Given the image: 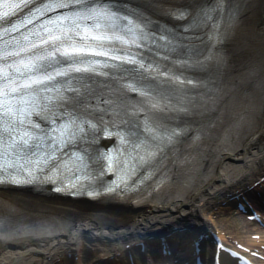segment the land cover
<instances>
[{
    "label": "snow or ice",
    "instance_id": "snow-or-ice-1",
    "mask_svg": "<svg viewBox=\"0 0 264 264\" xmlns=\"http://www.w3.org/2000/svg\"><path fill=\"white\" fill-rule=\"evenodd\" d=\"M219 7L199 9L194 23ZM146 11L117 0H0V185L58 184L56 192L75 195L93 187L82 181L95 178L99 161L100 175L107 168L116 176L106 193L143 190L170 152L202 142L211 121L196 117H207L223 90L190 95L203 85L184 73L204 61L175 59L187 37L160 28ZM113 138L118 145L97 147L94 159L88 148ZM56 229L63 225L55 217L0 215L5 242ZM221 252L238 257L218 244L214 264H232Z\"/></svg>",
    "mask_w": 264,
    "mask_h": 264
},
{
    "label": "bare ground",
    "instance_id": "bare-ground-1",
    "mask_svg": "<svg viewBox=\"0 0 264 264\" xmlns=\"http://www.w3.org/2000/svg\"><path fill=\"white\" fill-rule=\"evenodd\" d=\"M140 1L154 14L164 17L174 7L199 9L209 5L211 0ZM242 2L246 4L243 12V8L238 9L242 18L237 25L230 23L225 28L233 30L228 65L215 68L223 78L226 97L216 112L196 117L205 124L209 120L214 123L219 139L231 128L233 140L230 142L238 148L235 153H215V158L220 160L216 173L207 167L202 175L198 174L203 181L211 177L192 195L181 193L180 197L171 199L168 196L163 202L147 205L74 200L28 190H0V215L20 214L41 220L55 217L63 225L62 230L56 229L52 234L35 239L27 235H18L7 242L0 239V264H76L77 261L79 264H113L114 255L126 259L124 254L136 250V244H132L130 250L120 251L127 242L140 240L143 235L159 229L164 234L170 231V226L181 224H187L191 231L198 233L223 231L225 239L253 241L251 236L256 233L264 237L263 228L236 216L233 210L229 211V205L221 203L227 193L239 192L244 185L264 175V114L261 113L264 104V0ZM219 26L224 30L223 24ZM241 118L249 123L244 122L240 134H236ZM213 164L211 162L210 166ZM190 175L187 179H191ZM168 192L164 193L168 195ZM176 233L172 235L178 239L186 235L184 231H180L179 236ZM75 252L78 258L73 262L68 254Z\"/></svg>",
    "mask_w": 264,
    "mask_h": 264
}]
</instances>
